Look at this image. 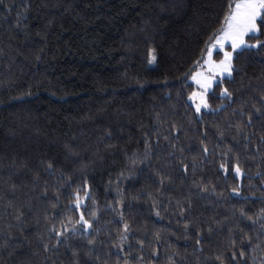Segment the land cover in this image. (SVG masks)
<instances>
[{"label":"snow or ice","instance_id":"1","mask_svg":"<svg viewBox=\"0 0 264 264\" xmlns=\"http://www.w3.org/2000/svg\"><path fill=\"white\" fill-rule=\"evenodd\" d=\"M216 6L198 56L181 79L182 86L191 89L182 105L190 113L186 123L161 119L159 112L154 126L141 123L137 148L131 153L123 150L124 166L108 175L104 190L114 196L103 204L89 179V163L79 160L69 170L54 159L41 161L53 179L34 174L37 211L31 200L17 203L14 196L9 198L17 185L0 190V252L11 257L27 242L31 256L21 264H36L33 258L41 256L42 264H57L60 256L69 254L67 264H192L186 259L191 247L194 264H264V81L255 86L249 82L248 95L240 98L224 86L241 71V57L259 56L264 64V0H216ZM16 7L0 0L5 13ZM19 7L23 11L16 13L15 26L24 30L31 0ZM148 56V63L154 64L156 49ZM182 95L177 92L178 100ZM221 114L223 119H216ZM112 137L106 130L100 140L107 138L112 148ZM64 147L65 159L79 157L72 145ZM209 170L215 181L206 175ZM146 172L151 175L139 189L128 183L139 182ZM177 180L186 188L179 196L172 191ZM196 201L210 207L212 215H197ZM133 202L147 203L150 215L167 224L134 227L135 218L126 214ZM109 215L112 218L105 219ZM33 222L36 232L25 235ZM14 229L23 241L13 236ZM172 237L193 243L185 244L182 252ZM101 246L107 249L103 256Z\"/></svg>","mask_w":264,"mask_h":264},{"label":"trees","instance_id":"2","mask_svg":"<svg viewBox=\"0 0 264 264\" xmlns=\"http://www.w3.org/2000/svg\"><path fill=\"white\" fill-rule=\"evenodd\" d=\"M7 2L17 7L11 13L0 9V190L17 185L9 198L14 196L17 203L31 200L35 212L40 205L32 193L34 174L53 179L41 161L54 159L73 170L83 160L89 163V179L103 204L114 196L104 190L108 175L124 166L123 150L131 153L137 148L141 123L154 126L157 112L161 119L186 123L190 113L182 105L191 89L183 87L181 79L218 11L216 0H31L24 30L15 26L23 0ZM41 3L47 7H38ZM151 48L156 49L154 64L148 63ZM260 59L240 58L241 71L224 85L236 98L248 95L249 82L255 86L264 81ZM180 91L184 95L178 100ZM216 119L222 120L223 114ZM106 130L113 133L112 148L107 138L100 140ZM65 144L79 157L65 159ZM150 175L146 172L139 182L128 183L139 189ZM206 175L215 181L211 170ZM172 191L179 196L186 188L177 180ZM195 203L197 215H212L210 207ZM128 213L135 218L134 227L167 224L151 216L145 202H133ZM35 232L34 222L25 229V235ZM12 234L23 241L19 231ZM2 237L0 233V241ZM171 240L182 252L185 244L193 243ZM31 251L23 242L11 257L0 252V264H21ZM98 251L103 256L107 249L101 246ZM69 258L70 254L60 256L57 264H67ZM33 259L42 264L43 256ZM186 259L194 264L191 247Z\"/></svg>","mask_w":264,"mask_h":264},{"label":"rangeland","instance_id":"3","mask_svg":"<svg viewBox=\"0 0 264 264\" xmlns=\"http://www.w3.org/2000/svg\"><path fill=\"white\" fill-rule=\"evenodd\" d=\"M194 87V86H193Z\"/></svg>","mask_w":264,"mask_h":264}]
</instances>
